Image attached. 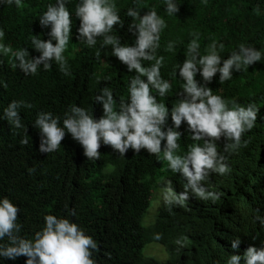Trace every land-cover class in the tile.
<instances>
[{
    "label": "clouds",
    "instance_id": "obj_1",
    "mask_svg": "<svg viewBox=\"0 0 264 264\" xmlns=\"http://www.w3.org/2000/svg\"><path fill=\"white\" fill-rule=\"evenodd\" d=\"M41 1L0 0V76L5 65L26 75H35L42 67H59L70 79L73 106L64 118L41 111L33 123L41 135L40 152L57 151L70 133L78 142L75 148L81 155L83 147L88 160L100 159V152L110 148L133 171L151 157L166 160L173 173L182 174L183 185L173 187L170 180L151 192L141 228L152 226L160 215L169 226L162 241H148L143 246L139 264H190L196 257L197 241L212 237L202 221V215L211 213L239 217L237 238L232 240L234 251L214 264H264V212L260 211L264 205V150L249 169V160L230 164L223 154L247 145L243 137L255 127L259 107L254 102L245 107L228 101L210 83L217 73L223 83L233 78L234 71L264 60V49L242 43L225 59L220 54L224 44L218 50L214 41L207 54L201 55L200 36L193 33L186 60L183 57L177 64L182 65L175 76L178 87L169 94L172 80L162 77L164 57L156 56L167 23L153 6L145 5L140 13L135 9L139 4H134L127 11L134 21L124 25L115 0H79L76 17L69 10L70 0ZM157 1L165 15L185 9L182 0ZM114 25L125 34L114 35ZM174 48L170 41L167 50ZM89 60L97 66L91 72L84 68ZM153 60V65L144 66ZM126 76L125 92L116 93L115 87ZM32 107L13 100L2 118L11 127L23 129L21 109ZM28 137L25 129L21 143L28 145ZM221 137L220 152L216 141ZM187 138L192 146L181 151ZM157 189L163 191L162 202L150 214L152 193ZM253 205L254 213L250 210ZM19 212L8 197L0 199V257L16 260L24 255L27 264H98V242L71 218L46 215L43 229L34 239H26L19 235ZM5 237L7 243H3ZM155 238L161 239V234ZM148 244L161 246L167 258L153 257L154 247L145 256Z\"/></svg>",
    "mask_w": 264,
    "mask_h": 264
},
{
    "label": "trees",
    "instance_id": "obj_2",
    "mask_svg": "<svg viewBox=\"0 0 264 264\" xmlns=\"http://www.w3.org/2000/svg\"><path fill=\"white\" fill-rule=\"evenodd\" d=\"M33 4L41 0H30ZM54 0H52L53 2ZM185 9L177 15H165L157 0H115L124 25L134 21L127 15L129 8L140 13L146 6H153L163 16L167 27L161 32L160 48L156 56L164 57L161 67L162 77L172 80V90L178 87L179 62L187 58V48L193 33L200 36V54H207L209 46L215 41L224 44L222 57L239 49L240 44L264 49V0H182ZM79 0H70L69 10L75 16ZM79 19V18H78ZM137 22V21H136ZM113 34L120 37L124 29L114 25ZM175 43L173 51H168L169 42ZM155 60L144 63L150 67ZM11 64V62H10ZM183 64V63H182ZM53 66V65H52ZM6 67V65H5ZM3 68L0 76V199L8 197L19 207L18 223L22 225L19 235L34 239L35 234L45 226V216L71 218L91 235L100 246L95 254L98 264H139L140 253L148 241H162L169 222L160 215L150 227L140 225L149 207L151 192L172 181L173 187L183 185L185 178L173 173L166 160L158 162L146 157L138 169L125 166L123 157L114 156L110 148L100 152V159H91L79 154L75 147L78 142L71 134L61 142L60 148L51 153H41V135L34 126L38 113L52 112L62 119L69 108L70 79L59 67L45 70L43 67L35 75L20 73L16 68ZM97 68L91 61L84 68L91 72ZM115 73L118 66L114 64ZM177 73V75H176ZM220 74L210 82L213 91L222 90L228 101L235 100L241 106L255 103L259 107L257 123L247 132L243 144L235 152H224L227 162L235 164L249 160L246 168L258 159V152L264 150V60L257 61L247 70L233 72V78L223 83ZM122 78L115 91L125 92V78ZM13 100H23L33 105L21 109L23 129L11 127L3 119L4 109ZM231 106V105H230ZM27 129L29 143H21ZM216 141L221 152L220 141ZM225 138V137H224ZM189 138L184 140L181 151H188L192 145ZM188 145V146H187ZM264 155V154H263ZM34 169V171H33ZM256 211V206L250 208ZM75 216H72V212ZM264 212V205L260 207ZM204 224L212 231V237L197 241L190 264H214L234 251L232 240L236 239L239 217L227 218L218 213L203 217ZM249 226L250 223L248 224ZM247 226V227H249ZM156 234H161L157 240ZM3 243H7L5 237ZM28 257L21 255L16 260L0 257V264H27Z\"/></svg>",
    "mask_w": 264,
    "mask_h": 264
},
{
    "label": "rangeland",
    "instance_id": "obj_3",
    "mask_svg": "<svg viewBox=\"0 0 264 264\" xmlns=\"http://www.w3.org/2000/svg\"><path fill=\"white\" fill-rule=\"evenodd\" d=\"M162 198L163 191H161L160 189H157L156 191H154V193H152L150 214H153L159 208V206L161 205L160 202H162ZM151 247H154L153 251L151 252L153 257H156L160 261H164L163 257L167 258V254L164 252L163 248L155 244H148L147 246H145L143 250V254L145 256H148ZM159 251H161L163 256L159 255Z\"/></svg>",
    "mask_w": 264,
    "mask_h": 264
},
{
    "label": "bare ground",
    "instance_id": "obj_4",
    "mask_svg": "<svg viewBox=\"0 0 264 264\" xmlns=\"http://www.w3.org/2000/svg\"><path fill=\"white\" fill-rule=\"evenodd\" d=\"M246 233L249 235V237L251 238V235L249 234V227H246ZM252 239V238H251Z\"/></svg>",
    "mask_w": 264,
    "mask_h": 264
}]
</instances>
